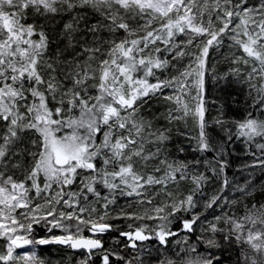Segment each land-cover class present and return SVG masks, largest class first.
<instances>
[{"label": "snow or ice", "instance_id": "obj_1", "mask_svg": "<svg viewBox=\"0 0 264 264\" xmlns=\"http://www.w3.org/2000/svg\"><path fill=\"white\" fill-rule=\"evenodd\" d=\"M0 240L264 264V0H0Z\"/></svg>", "mask_w": 264, "mask_h": 264}, {"label": "trees", "instance_id": "obj_2", "mask_svg": "<svg viewBox=\"0 0 264 264\" xmlns=\"http://www.w3.org/2000/svg\"><path fill=\"white\" fill-rule=\"evenodd\" d=\"M242 147V146H241ZM240 159L243 160L244 156L241 153L240 155ZM235 169H233L234 171ZM113 223L119 225L118 230H126V224H124L121 221H114ZM151 223V222H149ZM174 227H178V225H174ZM62 233L60 231H58V229H53L52 232H48L46 228L42 227V226H36L35 228V233L34 235L38 238H44V237H51L53 235H61ZM88 233H85V235H87ZM117 236V232H110L108 234L105 235L104 240L105 243L107 245H111L113 243L114 238ZM175 238H173L174 240ZM146 244H149L153 249H155L156 247H158V245L155 244V242L149 241V242H145ZM169 247L171 248L172 245L170 244ZM37 248L40 250V254L41 256H44L45 258H50L52 256H55L57 258V260L60 261V264H75V261L79 258V253H74V251H72L70 248H67L65 246L62 245H58V244H50L47 247L44 246H37ZM49 254V256H47ZM54 254V255H53ZM156 253L154 252V257H155ZM69 257H72V261L70 262V259H67ZM229 257H231V259H229ZM234 257H235V253L234 252H229L226 251L224 254V258H225V264H234Z\"/></svg>", "mask_w": 264, "mask_h": 264}, {"label": "rangeland", "instance_id": "obj_3", "mask_svg": "<svg viewBox=\"0 0 264 264\" xmlns=\"http://www.w3.org/2000/svg\"><path fill=\"white\" fill-rule=\"evenodd\" d=\"M229 195H231V193H228ZM58 231H60L59 229H58ZM61 232V231H60ZM4 241L3 240H0V251H2L3 250V245H4ZM50 245V244H49ZM49 245H43L44 247H47V246H49ZM31 250H33V248H32V246H27L26 248H23V249H17V252H19V253H23V252H25V251H31ZM35 251H37V254L38 255H40L41 256V254H40V250L36 247L35 249H34ZM54 255V254H53ZM47 256H49V254L47 255ZM42 257H44V256H42ZM45 258V257H44ZM71 258V259H70ZM45 259H48V260H51L52 262H53V264H60V261L59 260H57V258L55 257V256H52V257H50V258H45ZM67 259H70V261H69V263L70 262H73L72 261V257H69L68 256V258ZM68 264V263H67Z\"/></svg>", "mask_w": 264, "mask_h": 264}, {"label": "water", "instance_id": "obj_4", "mask_svg": "<svg viewBox=\"0 0 264 264\" xmlns=\"http://www.w3.org/2000/svg\"><path fill=\"white\" fill-rule=\"evenodd\" d=\"M72 250V249H71ZM72 251H74V250H72Z\"/></svg>", "mask_w": 264, "mask_h": 264}]
</instances>
